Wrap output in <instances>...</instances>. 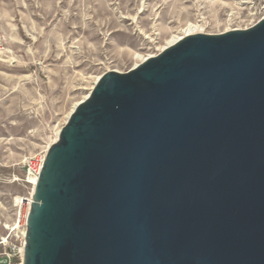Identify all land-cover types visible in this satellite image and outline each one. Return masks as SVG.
Segmentation results:
<instances>
[{"label": "water", "instance_id": "water-1", "mask_svg": "<svg viewBox=\"0 0 264 264\" xmlns=\"http://www.w3.org/2000/svg\"><path fill=\"white\" fill-rule=\"evenodd\" d=\"M23 264H264V16L100 75L46 152Z\"/></svg>", "mask_w": 264, "mask_h": 264}, {"label": "rangeland", "instance_id": "rangeland-1", "mask_svg": "<svg viewBox=\"0 0 264 264\" xmlns=\"http://www.w3.org/2000/svg\"><path fill=\"white\" fill-rule=\"evenodd\" d=\"M263 16L264 0H0V240L34 190L27 159L46 155L100 75L130 70L190 25L217 34Z\"/></svg>", "mask_w": 264, "mask_h": 264}, {"label": "built area", "instance_id": "built-area-1", "mask_svg": "<svg viewBox=\"0 0 264 264\" xmlns=\"http://www.w3.org/2000/svg\"><path fill=\"white\" fill-rule=\"evenodd\" d=\"M45 160L44 156H34L27 159L25 163L27 176L26 182L34 187L38 181ZM30 178L35 179L34 181ZM33 194V193H32ZM32 194L23 200H15L12 222L5 223L7 233L1 237L0 244L5 246V250L0 252V264H23L24 251L26 245L27 218L32 203Z\"/></svg>", "mask_w": 264, "mask_h": 264}, {"label": "bare ground", "instance_id": "bare-ground-1", "mask_svg": "<svg viewBox=\"0 0 264 264\" xmlns=\"http://www.w3.org/2000/svg\"><path fill=\"white\" fill-rule=\"evenodd\" d=\"M194 33H200V31L196 28V26H193V25H190L186 30H185V32L183 33V34H181V35H176V36H174L173 38H171V40H169L168 42H167V45L164 47V49L166 48V47H168V46H170V45H172V44H174V43H176L178 40H180L182 37H183V35L185 36V35H188V34H194ZM163 50V49H162ZM152 56H154V55H149L148 57H152ZM148 57H142L141 58V61L143 62V61H145ZM139 64V63H138ZM136 66V65H135ZM100 77V76H99ZM99 77H98V79H99ZM97 79V80H98ZM88 95H86L85 97H84V99L87 97ZM79 103V102H78ZM77 103V104H78ZM76 104V105H77ZM75 105V106H76ZM75 106H74V108H75ZM73 108V109H74ZM73 111V110H72ZM31 180H35V179H33V178H31ZM24 198H22V200H23ZM20 200V199H19Z\"/></svg>", "mask_w": 264, "mask_h": 264}]
</instances>
